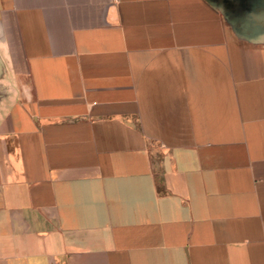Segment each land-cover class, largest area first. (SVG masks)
Returning a JSON list of instances; mask_svg holds the SVG:
<instances>
[{"label": "crops", "instance_id": "1", "mask_svg": "<svg viewBox=\"0 0 264 264\" xmlns=\"http://www.w3.org/2000/svg\"><path fill=\"white\" fill-rule=\"evenodd\" d=\"M0 264H264V0H0Z\"/></svg>", "mask_w": 264, "mask_h": 264}, {"label": "rangeland", "instance_id": "2", "mask_svg": "<svg viewBox=\"0 0 264 264\" xmlns=\"http://www.w3.org/2000/svg\"><path fill=\"white\" fill-rule=\"evenodd\" d=\"M5 75V69L3 64L0 61V78L3 77Z\"/></svg>", "mask_w": 264, "mask_h": 264}]
</instances>
